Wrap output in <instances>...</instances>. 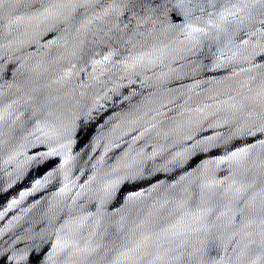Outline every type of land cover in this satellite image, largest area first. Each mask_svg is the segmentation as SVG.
<instances>
[{
    "label": "water",
    "instance_id": "water-1",
    "mask_svg": "<svg viewBox=\"0 0 264 264\" xmlns=\"http://www.w3.org/2000/svg\"><path fill=\"white\" fill-rule=\"evenodd\" d=\"M0 264H264V0H0Z\"/></svg>",
    "mask_w": 264,
    "mask_h": 264
}]
</instances>
